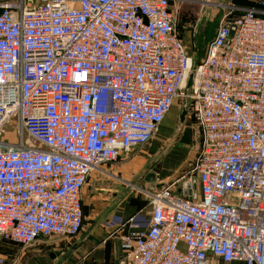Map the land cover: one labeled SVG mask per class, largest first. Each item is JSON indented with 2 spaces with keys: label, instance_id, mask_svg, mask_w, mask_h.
Returning <instances> with one entry per match:
<instances>
[{
  "label": "built area",
  "instance_id": "1",
  "mask_svg": "<svg viewBox=\"0 0 264 264\" xmlns=\"http://www.w3.org/2000/svg\"><path fill=\"white\" fill-rule=\"evenodd\" d=\"M177 1L0 0V136H28L0 149V238L78 236L91 175L148 145L182 97L196 187L159 189L146 229L126 222L124 264H264V12L226 7L196 63Z\"/></svg>",
  "mask_w": 264,
  "mask_h": 264
},
{
  "label": "rangeland",
  "instance_id": "2",
  "mask_svg": "<svg viewBox=\"0 0 264 264\" xmlns=\"http://www.w3.org/2000/svg\"><path fill=\"white\" fill-rule=\"evenodd\" d=\"M205 3L208 5L205 6ZM204 6L209 7L213 13L216 12V16L211 15L205 20V10H202L204 9ZM226 7H228L227 3H223L221 0H212L211 2H208V0H185V2L183 0H178L176 2L174 11L176 13L175 16L177 28L179 33L183 35L182 41H184L187 52L190 55V51L193 50V46H195L196 42L199 51H201L206 42H208L205 40H209L214 36L220 19L225 14V12L228 11L226 10ZM234 7L240 8L238 6ZM199 21L201 22L199 25H197ZM195 30L197 31L196 36ZM198 39H200V42ZM185 103H188V100L179 97L174 102L170 113L167 115L165 123L161 125V127H163L165 124L168 126L170 125L172 136L175 134L174 132L176 126L178 125V118ZM188 111L189 112L186 117L185 126L177 137H170V139L167 141L160 142L157 147H155V145L154 150H150L153 143L156 141V138H158L157 136L160 132V127L156 137L150 142L151 144H149V146L146 145L143 148L134 150L132 154L133 156H131L128 160L131 159V162H133V165L135 166L139 163V166H137L138 168L136 172L132 175L134 176L132 180L133 183L130 182L132 187L136 185L134 184V181L136 182L137 179H139V181H143V177L148 172L152 171L157 166V164H160L157 183L164 184V187H171L174 192H179L181 190L180 187L185 182H197L195 165L200 153H196L200 146V128L194 116L193 110L191 107L189 108V105ZM15 121L16 118L13 120V122ZM192 135L194 140L193 144L190 143V136ZM21 139H23L24 142H27V134L25 132L23 133L18 131L15 124L8 123L3 128V132L0 136V149L13 148L21 141ZM175 148H180L181 151L179 156L182 157V160H180V163H178L177 166L174 168H172V165L170 167L167 166V160L165 159L156 161L160 153H165L166 156H169ZM110 165L111 164L106 165V168H109ZM116 165H118V163H116ZM163 168L165 170V174H161V172L164 171ZM107 173L108 172H105L103 167L102 169L94 172L89 178L88 183L83 191L86 225H89L94 221V217H97L94 215L97 213L103 214L105 211L110 210L107 208L108 203H110L108 194H114V192L119 190L120 186L122 185L111 176L106 175ZM135 187L137 188L133 190L132 195L138 197L137 200L140 204V212L138 213L142 215H149L152 208L153 196L154 194H157L159 190H151L148 183L144 186V188H142L140 185ZM130 189L133 188L130 187ZM50 239L57 238H40L39 240L47 243ZM32 246L22 247L6 240H0V250L2 249V254L0 253V256L6 259V264H25L27 261V255L22 254L21 256V253L26 252Z\"/></svg>",
  "mask_w": 264,
  "mask_h": 264
},
{
  "label": "crops",
  "instance_id": "3",
  "mask_svg": "<svg viewBox=\"0 0 264 264\" xmlns=\"http://www.w3.org/2000/svg\"><path fill=\"white\" fill-rule=\"evenodd\" d=\"M183 1L185 2V0ZM221 1H223V3H227L228 7L238 6L243 10L256 9L264 12V0ZM207 5L208 4L205 3V6ZM205 6L204 9H202L203 11L205 10V20L211 15L216 16V12L213 13L209 7ZM200 22L201 21H199L197 25H199ZM196 33L197 31H195V36ZM214 36L207 40L208 42H206L201 51H199L196 42L195 46H193V50L190 51L191 56L196 60H202L205 57L207 45L214 38ZM198 41L200 42V39H198ZM165 120L163 123H165ZM170 128L171 126L166 124L161 127L157 136L158 138H156V141L153 143L150 150H154L160 142L167 141L170 137L175 138L178 136V134L176 135V128L174 136H172ZM193 141L192 135L190 136V143L193 144ZM198 149L196 153H198ZM180 151V148H175L169 156H166L164 153V156L158 160L159 156L162 154L160 153L156 161L165 159L167 160V166L170 167L172 165V168H174L178 165V163H180V160H182V157L179 156ZM132 154L133 152L129 155H123L119 161L116 162L118 165L113 163L109 168H106V165L103 167L104 171L108 172L106 175L111 176L113 179L122 184L120 189L116 190L114 194H108L110 203H108L107 208L110 210L105 211L103 214L97 213L94 215L97 217H94V221L89 225H86L85 223L84 214L83 228L80 234L74 238L50 239L47 243L39 240L26 252L21 253V256L22 254L27 255V261L25 264H124V249L122 245L125 238L134 234L133 230L126 226V222L130 218L135 217L142 229H146L149 226V215H142L138 213L140 212V204L137 200L138 197L132 195L133 190L137 188L135 186L140 185L141 183L139 179H137L136 182L134 181V184H136L134 187L130 184V182L133 183L132 180L134 176L132 175L136 172L138 168L137 166H139V163L135 166L133 165V162H131V159L128 160L131 156H133ZM163 173L165 174V170L161 172V174ZM157 176L158 174L156 175V179ZM130 187L133 189H130ZM0 253L2 254V249L0 250ZM210 260L213 264H245L238 261L224 262L219 258L211 257V255Z\"/></svg>",
  "mask_w": 264,
  "mask_h": 264
},
{
  "label": "water",
  "instance_id": "4",
  "mask_svg": "<svg viewBox=\"0 0 264 264\" xmlns=\"http://www.w3.org/2000/svg\"><path fill=\"white\" fill-rule=\"evenodd\" d=\"M211 1L212 0H208V2H211ZM183 43H184V41H183ZM193 76H194V73L192 72L190 74V77H189V80H188V83H187L188 89H190L191 86H192V84H193ZM188 105H189V102L188 103H185L183 105L182 112L179 115V119H178V126L176 127V135L179 134L182 131V129H183L184 125H185L186 117H187L188 112H189L188 111ZM163 156H164V153H162L159 156L158 160L161 159ZM159 169H160V164H158L156 166V168H154L152 171L148 172L144 176V180L140 183V186L142 188H144V186L148 183L149 184V188L151 190H153V191L162 189L165 185L164 184L157 183V179H156V175L158 174ZM189 185H190V183H186L185 186L188 187ZM193 185L196 187V182H194ZM54 256H56V255H54Z\"/></svg>",
  "mask_w": 264,
  "mask_h": 264
},
{
  "label": "trees",
  "instance_id": "5",
  "mask_svg": "<svg viewBox=\"0 0 264 264\" xmlns=\"http://www.w3.org/2000/svg\"><path fill=\"white\" fill-rule=\"evenodd\" d=\"M237 1V0H236ZM240 1H243V0H240ZM237 4V3H236ZM239 5V4H238ZM205 41H207V40H205ZM199 62V60H196V63H198ZM200 136H201V138H200V146H199V149H198V152H200L201 151V148H202V134H201V130H200ZM180 192H181V190L179 191V192H177L178 194H180ZM1 240L2 241H4L5 239H2L1 238ZM6 241H9V242H12V241H10V240H6ZM12 243H14V242H12ZM14 244H16V243H14ZM17 245H19V244H17ZM21 246V245H20Z\"/></svg>",
  "mask_w": 264,
  "mask_h": 264
},
{
  "label": "flooded vegetation",
  "instance_id": "6",
  "mask_svg": "<svg viewBox=\"0 0 264 264\" xmlns=\"http://www.w3.org/2000/svg\"><path fill=\"white\" fill-rule=\"evenodd\" d=\"M180 36H181V38H183V35H182V34H180ZM143 180H144V177H143ZM141 181H142V180H141ZM141 181H140V182H141Z\"/></svg>",
  "mask_w": 264,
  "mask_h": 264
}]
</instances>
